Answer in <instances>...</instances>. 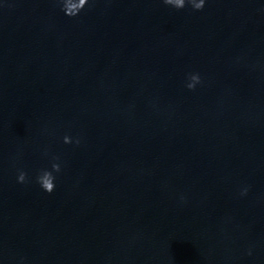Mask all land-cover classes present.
Here are the masks:
<instances>
[{
    "label": "clouds",
    "instance_id": "clouds-1",
    "mask_svg": "<svg viewBox=\"0 0 264 264\" xmlns=\"http://www.w3.org/2000/svg\"><path fill=\"white\" fill-rule=\"evenodd\" d=\"M63 2V11L66 15L75 16L77 15L84 6L88 3V0H81L80 6L73 12L68 11L67 0H62ZM163 3L169 6L174 7L175 9H183L186 4L191 5V7L196 10H202L205 4V0H163ZM200 83V76L197 73L190 74L189 76V83H187L186 87L190 90L195 89L196 85ZM65 143H71V138L68 136L64 137ZM79 143V140L76 141ZM60 171V165L58 163L52 164V170H41V172L37 175V183L40 184L42 189L47 193H52L55 189V179L56 177L53 175L54 172L58 173ZM18 182L25 183L27 181V173L21 171L18 175ZM245 190L242 194H246Z\"/></svg>",
    "mask_w": 264,
    "mask_h": 264
}]
</instances>
